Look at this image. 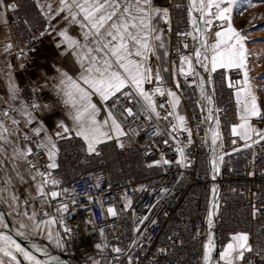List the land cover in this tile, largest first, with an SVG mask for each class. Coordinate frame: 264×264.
Returning a JSON list of instances; mask_svg holds the SVG:
<instances>
[{
  "label": "built area",
  "instance_id": "1",
  "mask_svg": "<svg viewBox=\"0 0 264 264\" xmlns=\"http://www.w3.org/2000/svg\"><path fill=\"white\" fill-rule=\"evenodd\" d=\"M168 1L170 23L164 21L162 27L169 38V64L174 73L171 86L180 97L192 131V143L184 149L188 166L175 163L180 158L176 141L168 136H152L151 131L144 130L155 126L156 121L145 123L143 114L135 121L129 118L125 122L126 127L140 125V135L133 139L121 138L123 148L119 146V140L105 141L98 146L100 155L88 153L86 143L74 135V130L71 134L63 133L56 125L51 135L59 149L56 154L59 167L49 171L62 183L55 187L48 185L45 190L68 189V197L62 195L51 199L36 193L35 210L40 218L47 219L43 216L45 211L51 216L60 203H69L70 212L64 214V219L72 231L65 233V225L58 224L66 249L57 252L66 254L67 260L73 264H94L96 261L99 264H128L129 250L134 264L137 261L138 264H153L154 260L158 264H204L205 245L210 235L215 244L212 256L214 261H218L227 243L238 232H247L252 246V252L245 253V264H264V141L245 148L243 139L231 133L232 125L239 123L235 93L236 87L243 86V70L218 69L215 73H206L201 69V75L206 79V94L214 101L208 104L201 96L199 79L190 76L186 80L179 72L177 49L190 54L194 46H198V39L194 41L193 35L197 38L200 35L193 33L189 15L191 0ZM10 2L17 7L14 11L9 9L15 43L8 59L24 64L33 51L41 48V32L46 25L42 11L34 0ZM192 15L197 16L200 24L203 23L199 20V13ZM221 24L216 22L210 26L209 42H212ZM180 33L193 35L180 37ZM185 42L189 45L188 49L182 47ZM150 59L155 72L159 61L155 56ZM177 80L180 82L178 89L175 87ZM156 86L154 81L146 84L145 88L151 90ZM159 86L168 89L164 80L159 82ZM259 88L264 90V78L260 79ZM21 96L28 105L35 104L30 88H23ZM155 98L158 105L164 104L166 109H170L171 105L166 102L171 97L167 93L165 96L157 93ZM120 104L133 106V102L123 97ZM208 108H213L220 121L221 137L217 147L223 144V148H218V151L227 153L215 174L211 166V139L207 130L215 128L216 124L214 120H205ZM113 111L122 120L123 107ZM161 115L165 112L162 111ZM253 123L264 127V122L257 119ZM159 127L169 129L170 125L160 120ZM56 132H62L63 138L55 137ZM178 138L180 146L187 144V133L179 132ZM164 139H168L167 144L163 143ZM233 148L238 150L233 151ZM161 154L174 162L148 167L153 160L161 159ZM29 159L37 169L48 170L50 161L44 150L34 147ZM26 168L28 170V165ZM96 178H99V187L96 186ZM39 181L37 176L36 185ZM165 188L169 190L167 193L163 191ZM125 194L132 201L130 208L124 207ZM90 196L94 199H89ZM70 198L77 203L71 204ZM109 206L115 207L116 216L107 212ZM210 213L211 227L208 224ZM144 216L148 219L140 224L139 219ZM133 240H139L143 248L132 246ZM98 243L107 247L97 249ZM117 246L125 251L116 253L113 249ZM160 248L167 251L161 254L158 251Z\"/></svg>",
  "mask_w": 264,
  "mask_h": 264
},
{
  "label": "snow or ice",
  "instance_id": "2",
  "mask_svg": "<svg viewBox=\"0 0 264 264\" xmlns=\"http://www.w3.org/2000/svg\"><path fill=\"white\" fill-rule=\"evenodd\" d=\"M241 3L242 0H191L189 15L193 33L200 35L198 38L193 33H180L179 35L180 37L193 35L194 41L198 39V46H194L190 54H184L179 49H177V53L180 61L179 72L186 80L190 76L199 79L201 96L208 101V104H213L214 101L206 94L204 87L206 79L205 76L201 75V69L206 73H215L218 69L243 70V86L236 87L235 93L239 123L232 125L231 133L242 138L245 142L244 147L248 148L264 141V127H257L253 123L254 119L264 122V107H262L254 91L249 75L250 69L247 67L249 54L246 47L247 36L231 23L233 9ZM243 4L247 7H253L255 0H243ZM16 7L17 5L11 3L10 0H0V22L6 23L8 9L14 11ZM42 11L49 21H56L62 26L57 28L49 23L48 28L41 32V36L55 33L57 37L54 41L56 48L60 49L62 54L72 61V65L68 68H55L57 76L53 77L57 81L55 85L56 94L68 108V116L72 121L71 127L60 121L59 127L63 133L71 134L74 130V135L81 137L86 143L88 153L100 155L98 146L105 141L116 138L120 141L119 146L123 148L124 143L121 138L133 139L140 135V125L126 127L125 122L129 118L135 121L140 114H143L145 123L156 121L155 126L144 130L146 132L151 131L152 136H168L176 141V151L180 158L175 163L187 167L184 149L192 143L191 128L186 115H182L178 111L181 103L180 97L171 88L165 89L159 86V82H162L164 77L160 74L159 66L156 67L155 72L153 71L150 59L155 56L157 60H162V56L170 55L169 38L165 37L164 30L157 25V21L160 19L170 23L169 10L156 7L153 0H58L56 7L49 3L46 10L42 7ZM194 12L199 13V20L203 22L202 24L198 22L197 16L192 15ZM241 14L243 13L241 12ZM214 20L223 23L219 30L215 31L212 42H209L208 33ZM8 47L10 48L11 45ZM182 47L188 49L189 45L185 42ZM154 81L157 82L156 87L151 90L145 88L146 84H152ZM229 86H233L230 78ZM175 87L177 89L180 87L179 80L176 81ZM16 91L17 88L13 84L11 87V99L13 101L18 99ZM157 93L160 96H165L167 93V96L171 97L166 102L171 105L170 109H166L164 104H157L155 98ZM94 97L98 99H94ZM122 97L133 102V106L124 107L121 105ZM41 107L43 106L39 104L30 106L26 102L20 104L18 108L9 105V109L17 111L26 118V125L32 126L34 122L39 124V126L30 127V133L40 137L35 148L37 150L42 149L47 153L50 161L47 164L48 170L37 169L32 160L29 159L33 154V146L29 143L31 139L29 131L23 132V141L12 149V168L20 182L24 181V176L18 170L19 161L28 165V174L33 181L37 180V176L40 177L35 189L38 196L55 199L64 195L67 198L68 189L45 190L48 185L55 187L62 182L49 171L59 167L56 160L59 149L53 135L48 133L42 122L36 121L32 109ZM117 107H123L122 120L118 119L113 111ZM104 110H106L105 116L100 119V114ZM162 111L165 112L163 116L161 115ZM4 114L6 117L9 116L8 111H5ZM170 117L172 120H169ZM11 119L12 124L17 127L14 134L20 135V121L15 118ZM160 120L168 122L170 128L162 130L159 127ZM205 120H214L216 124L215 128L209 127L207 130L211 139V166L215 174L219 171V166L223 163L224 155L227 153L218 151V148H223V144L217 147V141L221 137L220 121L215 116L213 108H208ZM8 132L7 125L3 120H0V140L7 142L9 136L5 133ZM179 132L187 133V144L183 146H180ZM54 135L63 138L62 132H56ZM163 143L167 144L168 139H164ZM237 150L233 148V151ZM0 157L5 160L0 168L8 167L9 158L3 148H0ZM173 162L161 154V159L153 160L148 164V167L161 164L170 165ZM12 181L13 177L6 175L4 180L0 182V200L5 201L10 208L19 209L20 198L14 191ZM96 186L99 187V178H96ZM108 186L111 187L110 184ZM141 190H143V186ZM163 191L167 193L169 190L165 188ZM31 199L33 198L30 195L28 199L24 200L26 210L23 212V216L31 221V224L18 220L19 227L16 229V235L28 239L34 235H39L44 230L47 233V238L53 241L56 247H63V237L52 226L63 224L65 225V233L72 231L64 219V214L70 212L69 203H60L55 208L54 215L49 216L45 211L43 216L47 219H44L40 218V214L37 213L34 206L31 207L30 213L27 210ZM89 199H94V197L90 196ZM124 200V207L130 208L132 201L126 194ZM70 203L75 205L77 201L70 198ZM107 212L112 216L117 215L114 206H109ZM17 215L19 216L20 213L17 212ZM147 219L148 217L144 216L139 219V223L143 224L144 220ZM89 222L91 223V221ZM208 224L209 227L212 226L211 213L208 216ZM6 228L5 215L0 212V264H22V261L27 262V264H62V261L58 257L52 256L46 247L41 248L38 243L34 242L32 247L35 252L42 253L47 257V259L41 260L33 251L19 243L10 234L11 230H2ZM136 231L139 232L140 229L137 228ZM101 232H103L102 229ZM131 243L134 247L143 248L139 240H133ZM96 247L99 249L107 247V245L98 243ZM214 247L215 244L210 235L205 245L204 264H219V261H214L212 256ZM113 251L122 254L125 250L117 246ZM158 251L163 254L167 250L160 248ZM246 252H252L249 234L238 232L227 243L220 259L224 261V264H245ZM127 261L128 264H134V257L130 250ZM94 264H99V262L96 261ZM153 264H158V261L154 260Z\"/></svg>",
  "mask_w": 264,
  "mask_h": 264
},
{
  "label": "crops",
  "instance_id": "3",
  "mask_svg": "<svg viewBox=\"0 0 264 264\" xmlns=\"http://www.w3.org/2000/svg\"><path fill=\"white\" fill-rule=\"evenodd\" d=\"M34 1L41 11L42 7H44L46 10V6L49 3H52L53 7H56L58 4V0ZM153 3L156 7L167 8L169 10L168 0H153ZM241 12L243 14H241ZM42 14L46 29L48 28L49 23H52L57 28L62 26L56 21H49L48 17L44 15L43 11ZM231 15V23L233 24V26L236 29L242 31L247 36L246 47L249 53L248 61L253 60L254 53H256L255 45H257V47L259 48H256L258 49V52H260L259 50L262 49V47L264 48V44L260 43L264 38H257L264 35V2H261V0H255V6L247 7L243 4L242 0V3L237 5L236 8L233 9ZM6 19V23L0 22V120H3L9 129V132L5 133V135L9 136V140L7 142L0 140V148L6 150V155L9 159L8 167L0 168V182L4 180L6 175H11L13 177L12 183L14 191L20 198V202L19 209L10 208L8 204L3 200H0V205H2L6 210L11 211L15 218H19V216L17 215V212H19L20 216L24 219L23 221L31 224V221L27 220V218L23 216V212L26 210L24 200L28 199L30 195L33 198L29 201V206L27 208L30 213L31 207L34 206V198L36 195L35 189L37 185L28 174L26 164L23 161L18 162V170L24 176V181H19V178L15 175V170H13L12 168L11 153L12 149L21 144V142L23 141V132L29 131L30 133V127L39 126V124L34 122L32 126L26 125V118L22 117L17 111L9 109V105H13L14 108H18L20 104L25 103L21 96V90L25 87H28L33 93L34 103L43 106L39 109H32L34 115L36 116V121L42 122L43 126L47 129L49 134H51L52 129L56 125H59L60 121H63L71 127L72 121L68 116V108L65 106L61 98L56 94L55 85L57 81L54 80L53 77L57 76L55 68H68L72 65V61L70 58L63 55L60 49L56 48L54 41L57 39V37L55 33L43 36L41 48L36 49L30 54L28 62L24 64H18L10 61L8 59V54L14 46L15 39L11 30L10 24L12 15L10 14L9 9L7 11ZM163 22V19L157 21V25L161 29H163ZM216 22L221 21H213V23ZM224 26L226 27V25ZM164 35L165 37H167L165 32ZM8 45H11V47L9 48ZM263 56L264 54L262 53L259 58L261 59V57ZM158 61L159 67H161L160 74L164 76V81L168 83L172 79L171 72L168 71L165 76V73L163 71L164 68L167 69V66L169 70V56L164 57L162 58V60ZM13 84L17 88L16 95L18 99L16 101H13L11 99V87ZM168 88H171L173 91H175L172 86H169V84ZM94 99L98 98L94 97ZM5 111L9 112L8 117L5 116ZM105 111L106 110L101 112L99 117L100 119L104 118ZM178 111L180 112V114L184 115L181 103ZM10 117L20 121V135L14 134L17 131V127L12 124V119ZM30 136L31 139L29 143L32 144L34 149L35 144L38 142L40 137H36L31 133ZM112 140L117 139L113 138ZM4 163V158L0 157V165ZM52 227L60 235L58 224L53 225ZM40 234L43 235V238H45V241L48 242V244L42 242L40 243L49 248L54 253L55 251H64L66 249L65 244L61 248L56 247L55 243L47 238L46 231L42 230ZM218 261L219 264H224V261L220 258Z\"/></svg>",
  "mask_w": 264,
  "mask_h": 264
},
{
  "label": "rangeland",
  "instance_id": "4",
  "mask_svg": "<svg viewBox=\"0 0 264 264\" xmlns=\"http://www.w3.org/2000/svg\"><path fill=\"white\" fill-rule=\"evenodd\" d=\"M257 38H264V35H262V37H257ZM260 43L264 44V39ZM255 46H256L255 47L256 53H254L253 60L248 61L247 67L250 69L249 75H250V78H251V83H252V86L254 88V91H255V93H256V95H257L262 107H264V90L259 88L260 79L262 77H264V56L261 57V59L259 57H260V55L262 53L264 54V48L262 47V49L259 50L260 52H258L259 48L257 47V45H255ZM256 48H258V49H256ZM162 58H164V57L162 56ZM165 69L166 68H164V71H163L165 73V76H166V73L168 71L171 72L172 79L168 82L169 86H171V83L173 84V79H174L173 69L170 67V64H169V70H168V66H167L166 71H165ZM0 207L2 208V210L5 211L4 215H6V217L8 219V223H6L7 224V228L6 229H2V230L8 231V229H11L12 231H14L16 233V229L19 227V224L17 223V221L18 220H22L23 221L24 219L20 215H19V218H15L11 211L6 210L2 205H0ZM0 212L3 213V211H1V210H0ZM5 222H6V218H5ZM21 237H23V236H21ZM23 238L26 239L25 237H23ZM26 240L27 241H32V242L37 241V243L41 246V248H45V246L43 244H41L40 242L48 244V242L45 241V238H43L42 234L34 235L31 238H28ZM47 249H48L49 253L52 256L58 257L59 260L62 261V264H68L61 257H59L56 253L51 251L49 248H47ZM45 258L47 259V257H45ZM22 264H27V262L22 261Z\"/></svg>",
  "mask_w": 264,
  "mask_h": 264
},
{
  "label": "water",
  "instance_id": "5",
  "mask_svg": "<svg viewBox=\"0 0 264 264\" xmlns=\"http://www.w3.org/2000/svg\"><path fill=\"white\" fill-rule=\"evenodd\" d=\"M0 210L3 211V213L5 214V211L2 210L1 207H0ZM5 218H6V223H8V219H7L6 215H5ZM8 230H11V229H8ZM10 234L13 235L14 238L17 239L18 242L21 243L24 247L28 248L30 251H33V253H34L35 255H37L41 260L46 259L44 255H39V254H37V253L35 252V250L33 249L32 245H33L34 242L36 243V241H34V242H32V241H27V240L24 239L23 237H21V236H17L16 233H15L14 231H12V230H11ZM55 253L58 254L59 256H61L62 258L67 259L66 254H63L62 252H57V251H55Z\"/></svg>",
  "mask_w": 264,
  "mask_h": 264
},
{
  "label": "bare ground",
  "instance_id": "6",
  "mask_svg": "<svg viewBox=\"0 0 264 264\" xmlns=\"http://www.w3.org/2000/svg\"><path fill=\"white\" fill-rule=\"evenodd\" d=\"M37 254H39V255H43V254H41V253H37ZM58 255V254H57ZM59 256V255H58ZM59 257H61V256H59ZM62 258V257H61ZM65 262H67L68 264H73L71 261H69V260H67V259H64V258H62Z\"/></svg>",
  "mask_w": 264,
  "mask_h": 264
}]
</instances>
